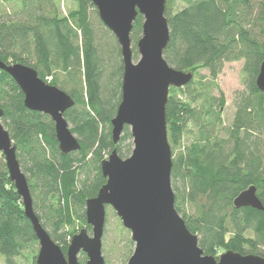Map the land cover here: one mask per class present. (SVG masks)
Wrapping results in <instances>:
<instances>
[{
  "label": "trees",
  "instance_id": "1",
  "mask_svg": "<svg viewBox=\"0 0 264 264\" xmlns=\"http://www.w3.org/2000/svg\"><path fill=\"white\" fill-rule=\"evenodd\" d=\"M63 1L70 5L66 13L59 0H0V61L34 69L43 82L71 98L64 119L80 149L59 150L50 118L27 110L21 90L4 72L0 109L33 211L65 254L77 232L91 229L85 202L105 184L101 162L113 150L125 159L133 146L127 126L116 144L111 137V120L121 101L119 45L91 0ZM164 17L169 29L165 62L192 76L202 69L209 74L185 86L189 93L184 100L175 94L181 89H169L166 131L175 209L204 255L216 258L223 248L264 258V213L233 207L249 187L264 206V94L255 85L264 60V0H165ZM142 23L137 15L130 34L133 60ZM234 62L242 63L243 89L234 94L232 121L226 126L225 100L216 82L224 65ZM117 223L127 232L119 219ZM35 244L0 153V258L18 264Z\"/></svg>",
  "mask_w": 264,
  "mask_h": 264
},
{
  "label": "water",
  "instance_id": "2",
  "mask_svg": "<svg viewBox=\"0 0 264 264\" xmlns=\"http://www.w3.org/2000/svg\"><path fill=\"white\" fill-rule=\"evenodd\" d=\"M102 24L116 39L123 63L121 101L111 120V137L116 144L125 126L132 138L129 157L121 159L116 150L101 162L105 184L85 202L86 224L91 228L75 234L64 254L41 226L33 211L27 180L22 173L16 148L1 124L0 153L8 177L20 197L23 212L38 242L36 264H104L102 237L106 208H111L134 244L126 264H264V258L227 251L219 257L204 255L197 236L191 234L175 209L171 187V149L166 131V104L170 88H182L192 74L174 70L163 59L169 41L164 17L165 0H91ZM137 15L142 16L141 38L137 42L139 60L132 58L130 34ZM6 73L21 90L24 107L46 115L54 125L58 148L63 154L80 146L71 133L64 113L73 106L71 98L43 82L37 72L22 64L0 61ZM264 94V60L255 80ZM264 110V101H263ZM254 187L241 192L233 207L251 208L264 213Z\"/></svg>",
  "mask_w": 264,
  "mask_h": 264
},
{
  "label": "rangeland",
  "instance_id": "3",
  "mask_svg": "<svg viewBox=\"0 0 264 264\" xmlns=\"http://www.w3.org/2000/svg\"><path fill=\"white\" fill-rule=\"evenodd\" d=\"M59 6L62 12L66 13L70 5L66 1L59 0ZM9 9L10 8H6V11L10 13ZM138 60H139V55H137L136 60H133V62L136 63ZM241 70H242V63L240 62L227 63L224 65V67L222 68V71L219 73L217 77L216 84L219 90L223 93L224 100H225V106L222 111V122L226 126L230 125L232 121V116L234 112V108H233L234 94L237 91H241L243 89V86L241 84V80L243 77ZM199 76L208 77L209 76L208 71L205 69L197 71L195 74H193L191 81L198 82ZM48 81H50V79H48ZM185 86L182 88H179L182 91H178V90L177 92L175 91L176 96H181L183 100L186 99L189 93V91L185 89ZM192 88H194V86L191 87V90H193ZM213 94L217 96L216 91H214ZM71 127L72 126L69 125V129ZM189 142H190V138L184 140V144H188ZM117 218L118 217L115 215L114 211L111 208L107 207L106 208V218H105V228H104L105 232H103V237H102V250H104L105 253L102 252V256L104 257L106 261H108V264H126L129 258V255L132 254L133 249H134L133 242L131 245L127 242V239L131 240L130 233L127 230H126L127 232L120 231L118 227V223H117L118 221ZM75 224L78 225V222L75 221ZM87 232L90 236L91 229L90 231H87ZM78 233L79 232H77L76 234ZM225 240H227V238ZM223 253H225L224 249L223 248L219 249L217 252L216 258L219 257ZM37 254H38V242L37 244H35L33 248L27 249L24 252L23 257L17 260V263L18 264H32L33 258L35 255L37 258ZM36 258H35V262H36ZM78 261L79 263H82V262L85 263L86 256L82 253L79 254ZM0 264H4V260L1 258H0Z\"/></svg>",
  "mask_w": 264,
  "mask_h": 264
}]
</instances>
